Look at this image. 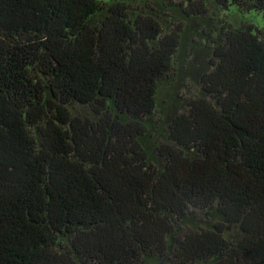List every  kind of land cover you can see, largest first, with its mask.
<instances>
[{
  "label": "trees",
  "instance_id": "1",
  "mask_svg": "<svg viewBox=\"0 0 264 264\" xmlns=\"http://www.w3.org/2000/svg\"><path fill=\"white\" fill-rule=\"evenodd\" d=\"M140 2L0 0V264H264V0H186L224 18L169 117L187 25Z\"/></svg>",
  "mask_w": 264,
  "mask_h": 264
},
{
  "label": "rangeland",
  "instance_id": "2",
  "mask_svg": "<svg viewBox=\"0 0 264 264\" xmlns=\"http://www.w3.org/2000/svg\"><path fill=\"white\" fill-rule=\"evenodd\" d=\"M115 0H104L105 3ZM154 7L153 12L160 20L170 27L173 22H184L187 25L186 36L182 48L175 59V72L171 78L163 80L158 91V114L163 117L172 116L186 107L190 99L200 94L199 77L208 68V43L202 40L204 31L213 28L215 21L224 18L218 12L208 18H188L184 14L186 0H141L140 4L147 3ZM242 24L264 27V13L252 11L243 18ZM185 26V25H184Z\"/></svg>",
  "mask_w": 264,
  "mask_h": 264
}]
</instances>
